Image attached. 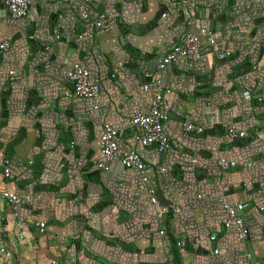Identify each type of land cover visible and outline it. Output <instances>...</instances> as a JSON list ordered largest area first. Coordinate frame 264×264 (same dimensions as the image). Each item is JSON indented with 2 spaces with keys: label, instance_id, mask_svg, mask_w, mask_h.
<instances>
[{
  "label": "crops",
  "instance_id": "0c3cea01",
  "mask_svg": "<svg viewBox=\"0 0 264 264\" xmlns=\"http://www.w3.org/2000/svg\"><path fill=\"white\" fill-rule=\"evenodd\" d=\"M99 13L103 26L78 39L80 15ZM201 29L213 44L201 38L197 60L158 74L169 140L158 154L133 141L130 117L148 109L156 59ZM2 41L0 170L7 162L11 179L0 172V189L21 199L27 229L16 242L0 200V264H173L169 239L177 264L264 260V0H41L19 19L0 1ZM75 62L98 86L94 101L72 93ZM104 123L117 131L107 172L95 168ZM229 123L246 136L229 141ZM129 148L148 166L145 184L120 163ZM217 198L243 210L245 241L224 225Z\"/></svg>",
  "mask_w": 264,
  "mask_h": 264
},
{
  "label": "built area",
  "instance_id": "2783aa9c",
  "mask_svg": "<svg viewBox=\"0 0 264 264\" xmlns=\"http://www.w3.org/2000/svg\"><path fill=\"white\" fill-rule=\"evenodd\" d=\"M8 16L12 19L22 18L29 8L41 0H0ZM87 2V1H86ZM106 22L104 14H97L93 20L89 19L87 15L81 14L79 17V23L82 28L81 34L78 39L93 37L95 32L100 29ZM204 38L208 45H212L213 37L208 34L206 30H199L196 33L186 32L184 33L176 43L170 48V50L158 57L155 61V73L152 78V89L150 94V101L147 111H138L130 117V125L135 130L132 133V139L134 142L151 146L158 154H162L167 148H169V140L163 133L162 121L167 115V107L163 103L162 91L163 86L161 78L158 74H163L165 69L175 63L178 59H185L189 61H195L200 57L203 52V48L200 45V39ZM9 47L7 41L0 43V52H4ZM227 55V53L225 54ZM88 71L78 62L72 64L69 73V82L72 86V93L74 96L94 101L98 95V86L90 81ZM9 81H15L16 76L12 71L7 72ZM93 109L95 106L92 107ZM183 129L185 132L191 131L190 120L187 116L182 118ZM223 133L229 141H240L246 134L244 131L239 130L234 124L229 123L223 126ZM116 138L117 131L109 124L104 123L101 126L98 143H99V155L100 160L96 163V170L107 172L109 170V164L116 153ZM119 160L122 167L126 170H133L141 176V182L146 183L147 179L143 175L148 169V166L143 163L138 154L131 148L122 151L119 154ZM164 169L158 168V174L163 173ZM2 180H10L11 175L7 166V162H4L1 167ZM146 193L149 196L152 203H156L154 197V191L152 189H146ZM201 199L200 195H195L186 200L187 205L190 208H195L198 201ZM0 200L4 202L11 209V215L13 219V231L12 235L16 242L24 239L27 223L18 214V208L21 205V199L12 192L4 191L0 189ZM216 201L220 205L222 212V220L225 226L231 227L235 230L238 241L243 242L248 238V229L244 224L242 218L237 215L236 205L225 202L222 198H217ZM173 214L179 213L178 206L170 208ZM161 212L166 209L161 208ZM39 228L43 227V224H37ZM7 255V252L0 248V256Z\"/></svg>",
  "mask_w": 264,
  "mask_h": 264
},
{
  "label": "water",
  "instance_id": "95a60500",
  "mask_svg": "<svg viewBox=\"0 0 264 264\" xmlns=\"http://www.w3.org/2000/svg\"><path fill=\"white\" fill-rule=\"evenodd\" d=\"M156 198L158 199L159 204L164 205L163 202L161 201L162 198H161V195H160V193H159L158 191L156 192ZM242 211H243V210H241L240 212H236L237 215L239 216V215L242 213ZM169 253H170L171 257H172V262H173V264H177L176 261H175V258H174V256H173V254H172V242H171L170 239H169ZM249 254H250V252H248V255H249ZM13 258H14V257H13ZM253 262H256L257 264H264V260H263V259H261V260H255V259H254Z\"/></svg>",
  "mask_w": 264,
  "mask_h": 264
},
{
  "label": "rangeland",
  "instance_id": "374dc122",
  "mask_svg": "<svg viewBox=\"0 0 264 264\" xmlns=\"http://www.w3.org/2000/svg\"><path fill=\"white\" fill-rule=\"evenodd\" d=\"M12 260L9 259V262L11 263Z\"/></svg>",
  "mask_w": 264,
  "mask_h": 264
}]
</instances>
